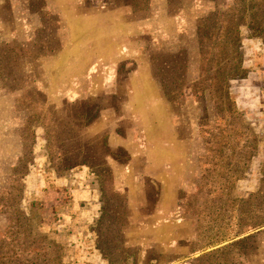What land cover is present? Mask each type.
I'll return each instance as SVG.
<instances>
[{
  "label": "rangeland",
  "instance_id": "obj_1",
  "mask_svg": "<svg viewBox=\"0 0 264 264\" xmlns=\"http://www.w3.org/2000/svg\"><path fill=\"white\" fill-rule=\"evenodd\" d=\"M237 1L0 0L1 262L264 264V0Z\"/></svg>",
  "mask_w": 264,
  "mask_h": 264
},
{
  "label": "trees",
  "instance_id": "obj_2",
  "mask_svg": "<svg viewBox=\"0 0 264 264\" xmlns=\"http://www.w3.org/2000/svg\"><path fill=\"white\" fill-rule=\"evenodd\" d=\"M236 2L238 1L234 0L235 4ZM239 4H240L239 14H241L240 17L243 18V15H245L244 7H243L244 0H241ZM224 17L225 15H223V13L222 14L216 13L213 19H211L212 21L209 24L210 33L206 34L201 41L200 58H201V63H203L204 58H208V60L210 61L209 69L215 70L214 71L215 77H212L213 79H216L214 81V84L216 86L219 85V88H216V90L219 91L220 93L215 97L212 96L210 98L211 103L215 104L217 102H220L225 104L226 107L225 117H227L231 122H238V121L240 122L235 102L231 98L229 93L226 91V88L228 86L227 83L232 77H234L233 75L235 73L239 75V73L243 71L240 60H237L235 63H231V65L228 66V60L230 58V54L233 51L237 50L235 46L238 43L237 34H236L238 32V28H237L238 22H234V21L232 22L231 19L226 20ZM223 22L226 23L223 24ZM212 64L213 66H211ZM210 81H212V79ZM222 119L224 118L222 117ZM245 128L249 132L246 140L247 142L246 148L247 149L249 148L247 152H250V150L254 148L255 137L250 127L246 126ZM229 170H230V182H231L236 178L238 168L234 165V167ZM262 219L258 223V225L264 224V218ZM0 264H12V263L10 261L9 262L0 261Z\"/></svg>",
  "mask_w": 264,
  "mask_h": 264
}]
</instances>
